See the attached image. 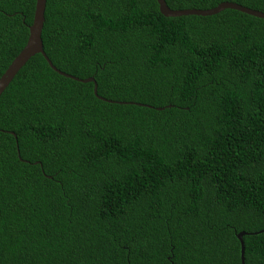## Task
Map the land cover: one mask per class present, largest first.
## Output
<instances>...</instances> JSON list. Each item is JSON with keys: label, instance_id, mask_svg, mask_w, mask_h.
Returning <instances> with one entry per match:
<instances>
[{"label": "trees", "instance_id": "1", "mask_svg": "<svg viewBox=\"0 0 264 264\" xmlns=\"http://www.w3.org/2000/svg\"><path fill=\"white\" fill-rule=\"evenodd\" d=\"M34 3L0 0V76ZM43 18L51 65L121 103L40 54L15 74L0 94V264H240L239 232L244 264H264V21L166 18L155 0H46Z\"/></svg>", "mask_w": 264, "mask_h": 264}, {"label": "water", "instance_id": "2", "mask_svg": "<svg viewBox=\"0 0 264 264\" xmlns=\"http://www.w3.org/2000/svg\"><path fill=\"white\" fill-rule=\"evenodd\" d=\"M45 1L46 0H35L32 21H31V24L27 27L28 34H27L25 45L23 46L21 51L14 57V59L10 62V64L5 69L3 74L0 76V94L4 91V89L10 83L12 78L19 71V69L27 62V60L36 54H40L42 58L45 60V62L47 63V65L49 66V68L53 70L55 73H57L58 75L81 82V83L91 82L93 84L92 93L96 98L102 101H106L108 103L120 104L121 102H110V101H107V100H104L98 97L96 95V84L91 77L80 80V79L74 78L72 76L66 75L56 70L51 65L50 61L46 58V56L43 53L42 43H41V38H40L41 29H42L43 20H44L43 13H44V8H45ZM155 2L157 4L158 12L160 13V15L166 18L168 17L176 18V17H181V16L206 17V16L215 15L221 12L222 10L230 9V10H235L240 13H243V14L258 18V19H262L264 21V13L242 7L235 3L222 2L216 5L215 7L211 9H207V10H196V9L171 10L165 5L164 0H155ZM128 104H131V103H128ZM261 232L262 231L257 232V233H251V234H259ZM243 235H245L244 232H239L235 235L239 243V262L240 264H244V246L242 242Z\"/></svg>", "mask_w": 264, "mask_h": 264}]
</instances>
